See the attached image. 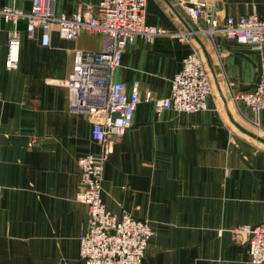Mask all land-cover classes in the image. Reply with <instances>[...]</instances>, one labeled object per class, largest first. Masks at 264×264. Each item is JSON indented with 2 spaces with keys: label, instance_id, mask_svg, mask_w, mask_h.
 Returning a JSON list of instances; mask_svg holds the SVG:
<instances>
[{
  "label": "crops",
  "instance_id": "crops-1",
  "mask_svg": "<svg viewBox=\"0 0 264 264\" xmlns=\"http://www.w3.org/2000/svg\"><path fill=\"white\" fill-rule=\"evenodd\" d=\"M102 0H55L57 14L96 12ZM33 0H0L29 10ZM256 12L264 0H217L224 22ZM146 22L184 37L138 38L114 72L128 94L138 83L157 98L171 93L183 59L197 51L213 93L206 110L187 113L141 102L132 125L105 164L102 198L113 214L148 220L154 231L142 264H254L248 234L264 216V109L255 115L233 92L254 91L264 47L202 32L176 0H146ZM20 31L19 66L6 67L8 38ZM26 21L0 18V264H85L81 236L88 205L77 198L79 158L99 155L88 114L72 110L67 80L77 50L101 52L104 37L62 38L54 24L49 45L29 39ZM189 32H197L190 34ZM40 35V31L38 32Z\"/></svg>",
  "mask_w": 264,
  "mask_h": 264
},
{
  "label": "built area",
  "instance_id": "built-area-1",
  "mask_svg": "<svg viewBox=\"0 0 264 264\" xmlns=\"http://www.w3.org/2000/svg\"><path fill=\"white\" fill-rule=\"evenodd\" d=\"M176 1L192 18L205 20L202 32L212 37L223 34L257 49L264 47V19L256 12L238 18L229 16L220 22L217 0ZM145 11L146 0H102L96 12L83 10L71 16L57 14L55 0H33L29 10L0 6V18L16 25L25 20L27 37H39L44 45L51 42L54 24L58 25L62 38L76 40L82 32L104 37L101 52L77 50L75 70L67 80L73 93L72 110L91 117L92 138L101 145L99 155L88 154L78 161L81 175L77 198L88 205L89 213L88 228L81 236L80 252L85 264H142L154 234L148 220L127 212L113 214L106 209L102 198L105 164L114 152L115 144L132 125L137 106L143 101H151L158 115L166 109L194 113L208 108V98L213 93L197 51L190 52L183 59L182 67L172 81L171 93L166 98H157L149 90L143 91L138 83L128 94L124 82L114 81L113 75L121 65L123 52L138 38L153 41L160 36L185 35L148 24ZM20 45V31L15 27L8 38L6 67L10 70L19 66ZM233 98L237 104L243 103L251 108L255 115L254 124L263 129L258 115L264 109V63L256 89L235 91ZM236 231L248 234L251 263L264 264V216L260 224L242 225Z\"/></svg>",
  "mask_w": 264,
  "mask_h": 264
}]
</instances>
